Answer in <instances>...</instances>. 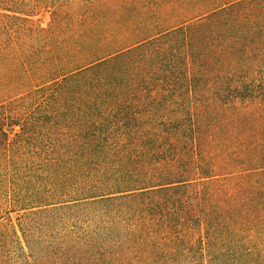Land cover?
<instances>
[{"label":"trees","instance_id":"obj_1","mask_svg":"<svg viewBox=\"0 0 264 264\" xmlns=\"http://www.w3.org/2000/svg\"><path fill=\"white\" fill-rule=\"evenodd\" d=\"M0 264H264V0H0Z\"/></svg>","mask_w":264,"mask_h":264},{"label":"rangeland","instance_id":"obj_2","mask_svg":"<svg viewBox=\"0 0 264 264\" xmlns=\"http://www.w3.org/2000/svg\"><path fill=\"white\" fill-rule=\"evenodd\" d=\"M39 22L42 27H47L48 23L50 22V12L47 10L42 12Z\"/></svg>","mask_w":264,"mask_h":264}]
</instances>
